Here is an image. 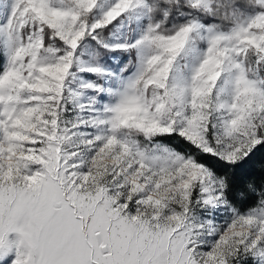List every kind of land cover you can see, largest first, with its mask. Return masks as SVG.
<instances>
[{
  "label": "snow or ice",
  "instance_id": "snow-or-ice-1",
  "mask_svg": "<svg viewBox=\"0 0 264 264\" xmlns=\"http://www.w3.org/2000/svg\"><path fill=\"white\" fill-rule=\"evenodd\" d=\"M0 264H264V0H0Z\"/></svg>",
  "mask_w": 264,
  "mask_h": 264
}]
</instances>
